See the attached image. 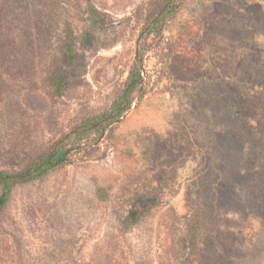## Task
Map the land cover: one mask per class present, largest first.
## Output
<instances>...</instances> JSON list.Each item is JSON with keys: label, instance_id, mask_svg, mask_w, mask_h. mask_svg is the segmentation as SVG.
<instances>
[{"label": "rangeland", "instance_id": "1", "mask_svg": "<svg viewBox=\"0 0 264 264\" xmlns=\"http://www.w3.org/2000/svg\"><path fill=\"white\" fill-rule=\"evenodd\" d=\"M163 1L0 0V169L143 77L118 122L12 190L0 264H264V0H183L152 31ZM142 194L158 205L133 223Z\"/></svg>", "mask_w": 264, "mask_h": 264}, {"label": "trees", "instance_id": "2", "mask_svg": "<svg viewBox=\"0 0 264 264\" xmlns=\"http://www.w3.org/2000/svg\"><path fill=\"white\" fill-rule=\"evenodd\" d=\"M182 2L183 0H164L162 7L151 21L150 30L162 32L167 23L176 14ZM91 15L93 24L98 25L100 18H97L95 8L91 9ZM82 43L87 47L92 45V40L88 33L84 34ZM64 48L67 59L71 61L75 57L72 41L67 42ZM137 59L141 60L138 52ZM142 82V71L137 67L131 72L122 93L107 111L86 120L61 136L20 170L7 171L0 169V213L8 203L12 190L16 186L39 179L50 171L70 163L72 153L82 147L83 139L91 133L101 135L110 126L118 122L131 108L134 102L133 95L140 88ZM67 85L66 74L57 71L52 80L53 96L56 98L61 97ZM156 205H158V200L155 196L150 194L138 196L129 212L130 221L133 223L137 222L146 211Z\"/></svg>", "mask_w": 264, "mask_h": 264}]
</instances>
